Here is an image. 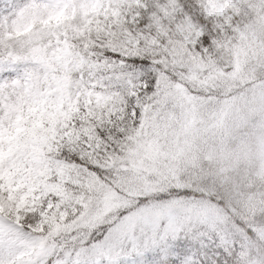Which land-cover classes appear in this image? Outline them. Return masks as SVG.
<instances>
[{
	"label": "snow or ice",
	"instance_id": "6c2138e0",
	"mask_svg": "<svg viewBox=\"0 0 264 264\" xmlns=\"http://www.w3.org/2000/svg\"><path fill=\"white\" fill-rule=\"evenodd\" d=\"M264 0H0V264H264Z\"/></svg>",
	"mask_w": 264,
	"mask_h": 264
},
{
	"label": "rangeland",
	"instance_id": "374dc122",
	"mask_svg": "<svg viewBox=\"0 0 264 264\" xmlns=\"http://www.w3.org/2000/svg\"><path fill=\"white\" fill-rule=\"evenodd\" d=\"M246 155H255L261 149H264V129L252 128L247 134L245 144Z\"/></svg>",
	"mask_w": 264,
	"mask_h": 264
}]
</instances>
